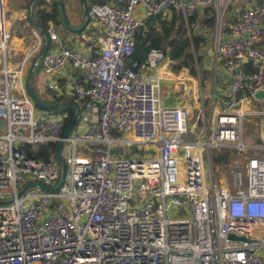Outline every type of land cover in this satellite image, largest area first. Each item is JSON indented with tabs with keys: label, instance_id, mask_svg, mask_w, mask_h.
Listing matches in <instances>:
<instances>
[{
	"label": "built area",
	"instance_id": "2783aa9c",
	"mask_svg": "<svg viewBox=\"0 0 264 264\" xmlns=\"http://www.w3.org/2000/svg\"><path fill=\"white\" fill-rule=\"evenodd\" d=\"M233 1L92 5L79 35L91 44L84 51L62 45L48 23L49 47L38 61L47 89L81 108L63 139L67 113L37 109L26 87L43 46L39 31L18 57L0 0V264H264V135L246 163H233L230 178H215L212 169V154L246 153L243 119L250 102L264 104L255 100L264 89V0L224 26ZM208 7L215 11L208 71L221 62L225 89L206 117L196 90L184 85L176 105H163L162 50L150 49L142 63L129 60L144 23L139 13L167 21L174 9L189 31V18ZM59 142L66 172L51 192L45 188L61 180ZM48 145L47 161L34 157Z\"/></svg>",
	"mask_w": 264,
	"mask_h": 264
},
{
	"label": "trees",
	"instance_id": "16d2710c",
	"mask_svg": "<svg viewBox=\"0 0 264 264\" xmlns=\"http://www.w3.org/2000/svg\"><path fill=\"white\" fill-rule=\"evenodd\" d=\"M107 1L108 0H86L88 9L92 5L105 4ZM56 2L64 6L61 0H56ZM32 19L43 29L47 28L48 23H52L55 26L62 25L59 8L52 3L44 1L34 2L32 5ZM229 21L232 20L229 19ZM188 22L194 24V27L189 31L183 15L180 12H176L174 9L171 11L169 20L167 21L162 20L160 16L149 17L143 25L136 30L134 36V52L129 63H142L150 49L159 48L166 54L167 59L178 71L186 69L190 77L212 82V73L204 68V61L207 62V53H204L203 49H208L211 45L208 36L214 32L215 28L214 8L208 7L203 9L201 13H195L189 18ZM231 23H233V21ZM262 41L264 44V35ZM36 69H41L40 62L36 65L34 70ZM176 75L184 77L181 73H177ZM213 85H215L214 80ZM68 102H73V100L56 98L52 94V100L48 104H65ZM52 113H67V118L64 121V134L75 117V109L65 107L54 110ZM53 148V145L42 147L34 157L47 161ZM29 155L32 154L29 153ZM214 156H216L219 163H222L224 159H227L228 154L224 150L221 153H215Z\"/></svg>",
	"mask_w": 264,
	"mask_h": 264
},
{
	"label": "rangeland",
	"instance_id": "374dc122",
	"mask_svg": "<svg viewBox=\"0 0 264 264\" xmlns=\"http://www.w3.org/2000/svg\"><path fill=\"white\" fill-rule=\"evenodd\" d=\"M53 1H56V0H53ZM61 1L65 5L64 10H65V14H66L69 24H74V21L71 17L72 8L74 6L77 7L76 8L77 17H79L80 19L84 18L82 14V6L79 0H72V3L66 2L65 0H61ZM245 1L247 0H234L232 5L228 8L227 12L224 14L223 23H226V19L229 16L230 17L237 16L238 13L243 9ZM57 33L60 35L70 34L66 30L57 31ZM214 34H215V28H214V32L211 35L209 34L210 37L208 36L211 42V45L213 44L212 41L214 42V39H213ZM34 42H35V38H34ZM25 44H28V42L26 41ZM209 48L210 47H208V49H203V52L207 54L209 53V55H211L212 50L211 49L209 50ZM209 58L212 59L213 58L212 55L209 56ZM211 59L210 61L207 60V62L204 61V68L207 70L209 69V66H211L213 62V59L212 60ZM166 63L168 65L167 69L176 68L169 60H166ZM209 72L212 73L213 71H209ZM172 77L179 80V83H183L189 79L185 75L184 77H179L176 74H174L172 75ZM212 77H213L212 82L206 81V80H200V78H191L194 80V82L193 84L191 83L190 87H192L193 90H196V99L199 100L200 98V101H198V103L202 102V104L204 105L205 111H206V117H208L209 114L212 113L213 109L217 105L216 92H218V90L219 91L224 90L223 85L215 86L216 77L213 75V73H212ZM175 79L171 81L168 79H165L161 82L162 98L165 95H171L173 93V86L178 82ZM213 80L215 81V85H213ZM189 84L190 82L188 83V85ZM31 85L33 87V90H34V93L37 99L40 102L48 104L51 101L50 93H48L47 86L45 84V75L41 69L34 70L33 75H32ZM249 104H250L251 114L245 116V118L243 119V128H242V136H243L242 141H243V145L246 146V153L241 154L235 149L225 150V152H227L228 154V157L226 159L228 164L226 165L219 163L216 156L212 154L211 156L212 166H213L212 169H213V174L215 178H218L219 173L222 174V179L230 178V172L232 171L233 163L235 161L240 164L246 163L247 161L245 158L252 157V155L254 154V148L260 147L262 145V142L260 139L264 135V104H260L256 102H250ZM253 113H258V115H255ZM63 150L65 151V146L63 147ZM76 151L78 153L80 152L79 146H77ZM19 189H21V187H19Z\"/></svg>",
	"mask_w": 264,
	"mask_h": 264
},
{
	"label": "crops",
	"instance_id": "0c3cea01",
	"mask_svg": "<svg viewBox=\"0 0 264 264\" xmlns=\"http://www.w3.org/2000/svg\"><path fill=\"white\" fill-rule=\"evenodd\" d=\"M65 1L72 3V0H65ZM30 2H31V0H7L5 2V7H4V10H5V21H4V24H5L6 29L11 34V41H10L11 48L15 51V53L17 54L18 57L23 56V54L27 50L32 48L33 42H34L33 33H34V30H38L31 23H29L28 20L26 19L27 9H28V6H29ZM48 3H50V2H48ZM256 3L257 2L254 1V0H247V1H245L243 9L248 7V6H252L253 7ZM64 7H65V5H64ZM76 8L77 7L74 6L72 8V12H71V17H72V19L74 21V24H70V26L73 27V28L81 27V25H82V23L84 21V18L80 19L79 17H77ZM239 13H238V15H239ZM237 16H235V17H230L229 16L226 19V23H224V26H227V25L231 24L232 21L234 22L236 20ZM138 17L141 18L144 22L148 19V18L145 19V16L143 14H141V13L138 14ZM229 19L232 20V21H229ZM55 28H56V32L65 30L63 25H57V26H55ZM68 33H70V34H68V35H64V34L60 35V34L57 33L59 38H60V40H61L62 45L67 46V47L78 48L81 51L87 50L88 48L91 47V44L89 42H86V41L82 42L80 40V36H79L80 33L79 34H75V33L69 32V31H68ZM39 35L41 37L42 43H44L43 38H42L40 33H39ZM26 41L28 42V44H25ZM262 42L263 41L261 40L260 45L264 48V44ZM212 43H213V41H212ZM210 44H211V42H210ZM211 46L212 45H210L209 50L210 49L212 50ZM211 55H209V53L207 54V60L210 61L211 58H209V56H211ZM209 61H208V63H209ZM167 67H168V65H167ZM167 67L159 71L160 74L163 73V75H164L163 80L168 79V80L171 81V80L175 79V78L172 77V75H174L175 73L176 74L177 73H181V74H183V75H185V76H187L189 78L188 80H186L183 83H179V80L175 79L178 82L173 86V93L171 95H165L163 97L162 100H170L169 103H167L166 105H172L173 106V105H176L178 103V101H179L178 94L182 91L183 85L186 86L189 90H192V87H190V86H191V83L194 82V80L191 79L192 77L189 76L188 72H186L187 70L185 71V69H182V70L178 71L176 68H173V69L168 68L167 69ZM215 68H216L215 71L212 72L213 75L216 77V85L215 86H219V85L222 86L223 85L224 86L223 89H225V85H224L225 77H224V73H223L221 62H216V67ZM183 70L185 71V73H184ZM73 75L78 77L79 80H81L83 78L82 74L78 73V72H74ZM64 78L65 77H63L62 75L57 77L56 83H57L58 87L61 88V89L63 88V84L65 82ZM190 79H191V81H190ZM189 82H190V84L188 85ZM45 84L47 86L46 80H45ZM47 91H49V90L47 89ZM223 92H224V90L223 91H219L218 90V92H216V98L217 99H221ZM48 93H50V99L52 100V94L54 96H55V94L53 92H50V91ZM60 98H62V97H60ZM224 161L225 160H223V162ZM223 162L221 164H223V165L228 164V163L224 164Z\"/></svg>",
	"mask_w": 264,
	"mask_h": 264
},
{
	"label": "water",
	"instance_id": "95a60500",
	"mask_svg": "<svg viewBox=\"0 0 264 264\" xmlns=\"http://www.w3.org/2000/svg\"><path fill=\"white\" fill-rule=\"evenodd\" d=\"M35 1L36 0H31L30 4L28 6V9H27L26 19L36 29H38L39 33L41 34V36L43 38L44 43H43V46H42L41 50L38 52V54L33 59L32 63H31V66H30V68L28 70L27 79H26V87H27L28 94H29L31 100L33 101L34 105L37 108H39L40 110H42V111L51 112V111H54V110H59V109L65 108V107H70V108L75 109V111H76L75 117L73 118V120L71 121V123L69 124V126L67 127V129L65 130V132H64V134L62 136L63 139H66L71 134V132L73 131V129H74L76 123H77V117L79 116V114L81 112L80 106L78 104L74 103V102H68V103H65V104H52V105L40 102L37 99V97H36V95L34 93L33 87L31 85V80H32V75H33L34 69H35L39 59L46 53V51H47V49L49 47V38L47 37L45 30L43 28H41L39 26V24L34 22L33 19H32V4ZM37 1L50 2L54 6L59 8L60 15H61V18H62V25H63L65 30H67V31H69L71 33H75V34H79V33L83 32L84 30H88V26L87 25L89 23V18H88V7H87L86 0H79L80 3H81V6H82V14H83V17H84V21H83L81 27H79V28H73V27L70 26V24H69V22L67 20L66 14H65L64 6L61 3L53 1V0H37ZM255 100L256 101H264V89L258 91L255 94ZM169 101L170 100H163V105H166L167 103H169ZM61 147H62V142L57 143V145L55 147L56 157H57V160L59 161V163L61 165V169H62V171H61V180L59 182V185L56 188H53V189L45 188L47 191L56 192L62 186V184L64 182V177H65V172H66V163H65L63 157L61 156ZM223 163L225 164L226 162L224 161ZM31 185H34V184H31ZM29 186H27V187H29ZM228 238L231 239V240L245 241L244 238H237L234 235H229Z\"/></svg>",
	"mask_w": 264,
	"mask_h": 264
}]
</instances>
